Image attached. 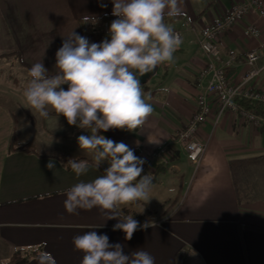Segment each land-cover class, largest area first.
<instances>
[{"label":"crops","instance_id":"crops-1","mask_svg":"<svg viewBox=\"0 0 264 264\" xmlns=\"http://www.w3.org/2000/svg\"><path fill=\"white\" fill-rule=\"evenodd\" d=\"M241 1L181 0L182 15L166 16L165 22L181 33L182 43L174 61L160 65L143 87L146 96H151V116L133 132L100 133L124 142L137 157L160 148L171 155L168 164H155L149 172L153 179L150 200L120 206L121 218L132 215L138 222L156 225L138 229L126 241L123 232L112 230L118 221L107 220L99 209L77 210L76 214L65 211V190L81 180H94L108 165L104 163L98 170L91 167L92 157L81 154L77 144V137L88 133L69 126L63 117L57 124L54 116H39L24 101L18 79L25 86L28 69L41 61L51 75L55 53L73 30L90 42L104 40L107 36L100 32V25L82 24V18H115L110 0H0V62L17 75L0 83L5 87L0 94L6 91L13 103L0 102V264L16 249L39 247L52 255L55 264H81L83 254L74 250L72 240L93 228L106 234L110 244H123L125 254L147 251L155 264H175L178 253L184 264H264V232L249 228L264 229V199L259 198L260 193L246 196L247 184L252 185L247 176L256 173L262 163L252 159L264 155V127L252 126L238 114L218 115L214 107L197 133L207 144L197 167L177 141L178 132L196 112L197 76L205 62L199 49L201 31ZM260 1L264 7V0ZM251 24L259 31L256 39L244 35ZM218 45L223 59L231 61L227 78L230 83H240L248 69L247 53L256 51L257 66L264 63V20L258 11L223 33ZM247 87L264 90V71ZM12 137L16 147L34 153L10 150ZM74 157L90 164L89 171L79 178L61 162ZM49 159L55 162L53 170L46 167ZM229 161H245L241 166L251 167L248 173H240L246 180L244 198ZM169 169H175V175ZM167 186L172 187L171 197L160 189ZM140 206L153 209L135 217L142 212ZM26 264H38V258Z\"/></svg>","mask_w":264,"mask_h":264},{"label":"clouds","instance_id":"clouds-1","mask_svg":"<svg viewBox=\"0 0 264 264\" xmlns=\"http://www.w3.org/2000/svg\"><path fill=\"white\" fill-rule=\"evenodd\" d=\"M110 2L115 19L107 37L99 43L90 42L73 30L55 53L51 75L42 61L28 69L29 79L22 95L39 116H54L57 124L63 117L69 126L87 132L77 137L80 153L92 157L91 167L96 170L104 163L108 165L94 180H81L65 190V211L76 214L77 210L99 209L107 220L118 221L112 230L123 232L128 241L138 229L156 225H141L132 215L121 218L118 210L122 205L148 202L153 179L151 174H142L144 160L133 149L100 133L133 132L151 116V96H146L140 78L174 61L182 40L165 17L180 16L182 9L181 0ZM96 22L95 16L82 18V24ZM66 164L77 178L90 167L89 161L76 157ZM46 167L55 169V162L49 159ZM94 229L72 240L74 250L83 254L81 264H155L147 251L137 249L125 254L123 244H110L106 234ZM38 264H55V259L42 251Z\"/></svg>","mask_w":264,"mask_h":264},{"label":"built area","instance_id":"built-area-1","mask_svg":"<svg viewBox=\"0 0 264 264\" xmlns=\"http://www.w3.org/2000/svg\"><path fill=\"white\" fill-rule=\"evenodd\" d=\"M253 11H258L260 18L264 20V7L260 0H242L234 3L227 13L201 31L199 49L205 62L197 76L199 93L196 97V112L177 136V141L182 144L187 159L195 167L202 160L207 147L206 143L197 138V133L213 112L214 107L218 109V115L223 112L238 114L252 126L264 127V118L257 116L254 112L241 109L236 103L237 98L264 103V90L247 87L249 82L264 71V63L257 66L259 54L256 51L246 54L247 72L240 83L233 84L227 78V69L231 61L223 59L218 45V39L223 33L237 22L244 20ZM114 19H106L100 25V32L104 36H107L109 26ZM175 32L181 37L179 31L175 30ZM244 35L256 39L259 37L258 28L251 24L245 29ZM170 156L165 148H160L150 152L146 157H139L144 160L142 174H149L153 166L160 162L168 164Z\"/></svg>","mask_w":264,"mask_h":264},{"label":"trees","instance_id":"trees-1","mask_svg":"<svg viewBox=\"0 0 264 264\" xmlns=\"http://www.w3.org/2000/svg\"><path fill=\"white\" fill-rule=\"evenodd\" d=\"M110 18H112V17L111 16L102 17V18L98 19L95 24L101 25L104 20L110 19ZM144 86L145 85H143V87ZM236 103L241 109L248 111V112H254L257 116L264 118V103L252 102V101L245 100L242 98H237ZM9 149L12 151H16V152L20 151V152H23L25 154L34 153V151H32L30 149L16 147V141H15L14 137H12ZM38 156L41 157V155H38ZM252 160H257V161L260 160L262 162L260 166H262V164L264 165V155L262 157H259L257 159H252ZM67 161L68 160H64L61 162L64 165L68 166L66 164ZM243 162H245V161H229V164H230L229 166L232 169V173H235V171H238L239 173H242V172L248 173L249 170H251V167H249V168L246 166L242 167L241 164ZM145 222H147V221H142L139 223H145ZM249 228L264 232V229H260V228H256V227H249ZM41 252H42V248H40V247L35 248V249H16L13 252L12 256L4 264H26L31 258H38L39 254ZM175 264H184L181 253H178L176 255Z\"/></svg>","mask_w":264,"mask_h":264},{"label":"rangeland","instance_id":"rangeland-1","mask_svg":"<svg viewBox=\"0 0 264 264\" xmlns=\"http://www.w3.org/2000/svg\"><path fill=\"white\" fill-rule=\"evenodd\" d=\"M4 64H5L4 62H0V83L4 80V78L5 79L6 78L7 79H13L14 77H17L15 72L11 71L10 67L5 66ZM18 79L20 82L19 87L22 88V91H23L24 88L26 87V85L24 86L22 80L20 78H18ZM4 90H5V87L0 85V93H3ZM0 102L1 103L3 102L5 104H7L8 106L13 104L6 91H5V95L0 94ZM168 171L172 175H175V169H169ZM255 171H256V173H254V174H248V176L246 175L247 179L249 178V176L251 177V179H250L251 182L250 181L249 182L252 184V185H250L249 183H248L249 185L247 184L246 187L248 189V192L246 193V196L247 197L257 196L258 193H260L261 196H259V198L264 199V165L262 164V166H258ZM234 179H235L236 186H237V189H238L240 196H242V198H244L245 197L244 184H245L246 180L244 181V178L242 179V176L240 175V173L238 171H235ZM160 189L163 190L164 196L171 197L173 194L172 187H170V186L160 188ZM250 191H252V193ZM140 207L142 208V212H139L138 215L136 214L135 217L143 216L144 213L153 209L150 206H147V207L146 206L145 207L140 206ZM122 213H123V211H122Z\"/></svg>","mask_w":264,"mask_h":264},{"label":"water","instance_id":"water-1","mask_svg":"<svg viewBox=\"0 0 264 264\" xmlns=\"http://www.w3.org/2000/svg\"><path fill=\"white\" fill-rule=\"evenodd\" d=\"M156 71V70H155ZM155 71L153 73L146 74L145 76L141 77V85H145L146 82L154 75Z\"/></svg>","mask_w":264,"mask_h":264}]
</instances>
